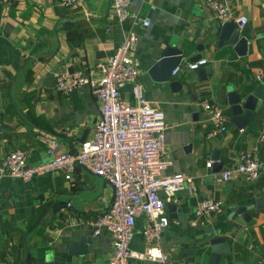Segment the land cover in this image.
I'll list each match as a JSON object with an SVG mask.
<instances>
[{
    "label": "crops",
    "instance_id": "1",
    "mask_svg": "<svg viewBox=\"0 0 264 264\" xmlns=\"http://www.w3.org/2000/svg\"><path fill=\"white\" fill-rule=\"evenodd\" d=\"M0 0V161L14 149L26 151L28 165L45 162L40 135H54L60 149L77 152L90 137L99 116V101L87 85L69 94L55 88L58 72L94 67L93 77L122 40L112 0ZM234 17L244 14L239 28L248 40L245 54H237L228 43L217 47L215 30L221 24L205 0H130L129 9L149 20L136 26L137 42L131 56L138 79L151 105L164 110V173L191 177L186 187L166 200L169 222L156 244L171 258L185 264H207L210 238L222 235L228 252L220 264H264V208H250V219L235 211L264 196V93L241 128L229 119L228 88L245 97L264 88V0H227ZM171 44L182 49V70L171 71L170 80L155 79L149 69ZM202 46V47H201ZM207 59L211 73L198 79L197 69L184 67L189 57ZM176 65V66H177ZM173 70V69H172ZM259 75V78L257 77ZM178 80L180 87L172 86ZM123 97L132 99L129 83ZM219 103L227 116V128L213 136L206 109L199 101ZM258 147L262 162L259 177L246 182L240 177L217 183L215 174L238 162L242 152ZM219 153V161L212 153ZM212 160L210 166L206 161ZM223 201L219 213H209L205 223L191 225L196 202L204 197ZM110 183L76 165L67 179L60 169L24 179L0 177V264H36L61 259L73 264H107L112 250L111 234L105 228L91 234L84 252L70 254L93 219L112 200ZM180 207L174 214L167 204ZM171 215V216H170ZM174 215V216H172ZM177 215V216H176ZM179 216V217H178ZM145 215L135 219L130 248H144ZM128 264H170L148 257H130Z\"/></svg>",
    "mask_w": 264,
    "mask_h": 264
},
{
    "label": "built area",
    "instance_id": "2",
    "mask_svg": "<svg viewBox=\"0 0 264 264\" xmlns=\"http://www.w3.org/2000/svg\"><path fill=\"white\" fill-rule=\"evenodd\" d=\"M74 0H65L71 4ZM130 0H112L113 13L122 28V40L106 62L98 63L100 77H93L94 67L86 70L73 69L58 72L55 76V88L63 94H69L76 88L87 85L99 101V116L95 120L93 132L85 139L77 152L63 151L54 135H40L48 159L37 165H28L26 151L14 148L8 151L0 161V177L14 176L32 178L52 169H60L64 177L70 179L78 164L91 173L106 179L113 189L109 207L86 220L95 225L94 232L100 228L111 234L112 250L107 264H128L130 257L157 259L170 264H185L175 260L164 252L156 240L163 228L168 225L166 200L160 195L163 191L168 197L186 187L194 188L192 178L180 173H164L168 161L164 159V131L166 127L164 110L153 106L146 99L142 84L138 79L139 70L134 64L131 52L137 42L136 26L148 25L149 20L129 9ZM205 4L220 21L233 18L227 0H205ZM239 28L247 22V16L234 17ZM207 63L205 57L189 60L184 67L197 69ZM177 65L172 73L182 70ZM259 78V75H257ZM129 83L132 99L122 94V85ZM199 105L206 109L210 129L207 136L223 132L227 128V116L224 108L217 102L203 98ZM1 113V107H0ZM212 160L206 161L210 166ZM262 162L258 157V147L239 155L238 162L215 174L217 183L240 177L246 182L256 180L261 173ZM223 201L211 196L199 199L194 207L191 225L205 223L209 213H219ZM145 215L142 228L144 248L134 251L130 241L134 233L135 219Z\"/></svg>",
    "mask_w": 264,
    "mask_h": 264
},
{
    "label": "water",
    "instance_id": "3",
    "mask_svg": "<svg viewBox=\"0 0 264 264\" xmlns=\"http://www.w3.org/2000/svg\"><path fill=\"white\" fill-rule=\"evenodd\" d=\"M215 32L217 33V47H220L225 43H228L232 46L233 50L239 55L245 54L247 52L248 40L244 35L240 34L238 29V24L236 21L226 20L221 22V24L218 26ZM182 53H183L182 49L175 47L171 44H168L164 48L161 57H159L148 70L149 73L155 79L170 80L172 76L171 71L181 61L183 56ZM198 58H200L199 54L189 57V60H195ZM196 71H197L198 79L200 80H204L206 76L211 73L210 66L207 64L200 65ZM171 84L172 86L177 85L178 87L182 85V83L178 80H172ZM263 93H264V88H260L248 93L245 97H243L233 87H229L228 96H227V101L230 104V110H231V116L229 120L239 128L244 126V124L253 114L258 98H261ZM212 156L214 160H216V162L219 161L218 151L212 153ZM167 207L169 212H171V214H174L176 209L177 210L180 209V207L174 203H168ZM250 208H255L257 210L260 208H264V196H261L258 193L253 203L249 205H238L235 211L237 213H240L244 219L249 220ZM88 225L89 227L87 228L86 233L79 234L78 241L71 243L68 253L80 254L86 250L87 243H89L91 239V234L96 228L95 225L92 224H88ZM209 243H210V253L207 264H220L219 262L220 255L222 253L224 254L228 252V245L227 242L225 241V237L222 235L214 236L210 238ZM36 264H73V263L61 259H51L50 257H47L46 261L38 262Z\"/></svg>",
    "mask_w": 264,
    "mask_h": 264
}]
</instances>
